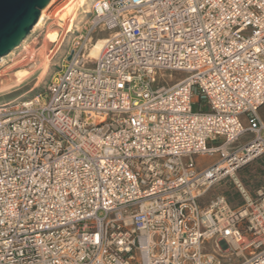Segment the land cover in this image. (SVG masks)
Returning <instances> with one entry per match:
<instances>
[{
	"label": "built area",
	"instance_id": "obj_1",
	"mask_svg": "<svg viewBox=\"0 0 264 264\" xmlns=\"http://www.w3.org/2000/svg\"><path fill=\"white\" fill-rule=\"evenodd\" d=\"M88 13L44 92L0 104V264H264L263 188L200 203L264 154V0Z\"/></svg>",
	"mask_w": 264,
	"mask_h": 264
},
{
	"label": "rangeland",
	"instance_id": "obj_2",
	"mask_svg": "<svg viewBox=\"0 0 264 264\" xmlns=\"http://www.w3.org/2000/svg\"><path fill=\"white\" fill-rule=\"evenodd\" d=\"M73 1L75 0H53L44 12L41 24L32 30L25 40L28 49L25 51L22 48V44L18 49L14 50L12 54L4 57V60L0 63V104L10 100L30 97L37 93H43L48 79L55 71H57V65L60 63L65 65V60L69 54H65V59H63L62 62L61 59L68 46V36L73 35L75 31H73V28L71 32H67L65 30L66 28H64L66 22L60 27H58V23L66 13V8ZM91 1L93 0H86V2L79 7L78 16L75 20L76 23L87 10H90ZM88 17L89 13H86L83 22L86 21ZM112 31L113 30L109 29L96 30L91 34L87 49L97 38L107 37ZM55 38L56 41H54ZM61 38L63 39L61 49L56 53L51 54L50 51L55 49L57 42ZM30 53L33 54L32 61H30ZM47 56L50 57L48 58ZM13 60L14 62H12ZM46 63L48 67L44 72L43 68ZM88 65L93 66L92 58ZM29 70L31 71V75L24 78L21 83H18V79L15 78L14 75L18 72L23 73ZM184 76L185 74L179 71H159L153 86H169L173 82L182 79ZM248 137L249 135L243 136L236 144H240ZM215 159L216 156L198 157L197 161L200 167H204L210 165ZM258 188L264 189V154L242 167H239L233 175L215 181L204 192L200 199V203L205 204L214 196L223 195L226 200L229 201L228 203L230 206L235 208L244 204L248 198H253L255 196V191ZM206 248L208 251H212V242L207 243ZM223 261L224 264H235L240 260L236 257L230 258L229 260L225 259Z\"/></svg>",
	"mask_w": 264,
	"mask_h": 264
},
{
	"label": "water",
	"instance_id": "obj_3",
	"mask_svg": "<svg viewBox=\"0 0 264 264\" xmlns=\"http://www.w3.org/2000/svg\"><path fill=\"white\" fill-rule=\"evenodd\" d=\"M51 0H0V59L27 39Z\"/></svg>",
	"mask_w": 264,
	"mask_h": 264
},
{
	"label": "bare ground",
	"instance_id": "obj_4",
	"mask_svg": "<svg viewBox=\"0 0 264 264\" xmlns=\"http://www.w3.org/2000/svg\"><path fill=\"white\" fill-rule=\"evenodd\" d=\"M94 1H95V0L91 1V5H92V3H93ZM52 2H53V0H51V1L49 2V4H48L44 9H42L41 14H40V17H39L38 21L36 22V24L34 25L33 30L41 24V22H42V20H43V15H44L45 10L49 7V5H50ZM85 2H86V0H75V1H73V2H72V3L66 8V13L64 14L62 20L58 23V27L63 26L64 23L66 22V26H65L64 28H66L65 30H66L67 32H71V30H72L73 28H74L73 31L76 30V29H77V30L81 29V23L83 22V19L85 18L86 13H88L90 10H87V11L85 12V14H83L82 17L79 18V20H78L77 23L75 22V20L77 19V16H78V9H79V7L82 6V4H84ZM91 5H90V6H91ZM73 35H74V34H73ZM73 35H69L68 38L71 39V38L73 37ZM61 36H62V35H61ZM54 37H55V36H54ZM56 37H57V35H56ZM62 38H63V37H62ZM62 38L57 42V44H56V46H55V49H54L53 51H50L51 54H54V53H56L57 51H59V50L61 49L62 42H63V39H62ZM105 39H106V37H100V38H97V39H96L95 41H93V43L88 47V49H86L89 58H93V59H95V58L98 56L99 52L101 51V49H102V47H103V45H104V43H105ZM54 41H56V38H55ZM67 43H68V42H67ZM22 44H23V45H22ZM22 44H21V45H22V48L26 51V50L28 49V45L26 44L25 41H24ZM12 53H13V52H12ZM12 53H11V54H12ZM50 56H51V55H50ZM50 56H49V57H50ZM47 57H48V56H47ZM49 57H48V58H49ZM30 58H31L30 61H32V59H33V54H32V53H30ZM3 60H4V57L0 59V63H2ZM12 62H14V60H13ZM43 66H44V65H43ZM47 67H48V65H47V63H46L45 66H44V68H43V71H44V72L47 70ZM43 71H42V72H43ZM30 75H31V71L29 70V71H26V72H23V73L18 72V73H16V74L14 75V77L18 79V83H21V82L23 81L24 78H27V77H29ZM17 79H16V81H17ZM1 83H2V82H1ZM6 89H7V88H6ZM0 110H2V109H0Z\"/></svg>",
	"mask_w": 264,
	"mask_h": 264
},
{
	"label": "trees",
	"instance_id": "obj_5",
	"mask_svg": "<svg viewBox=\"0 0 264 264\" xmlns=\"http://www.w3.org/2000/svg\"><path fill=\"white\" fill-rule=\"evenodd\" d=\"M263 155V154H262ZM262 155H260V156H262ZM260 156H258L257 158H259ZM256 159V158H255ZM254 160V159H253ZM251 162V161H250ZM242 167V166H241ZM228 201V200H227ZM229 202V201H228ZM241 206V205H240ZM239 207V206H238Z\"/></svg>",
	"mask_w": 264,
	"mask_h": 264
}]
</instances>
